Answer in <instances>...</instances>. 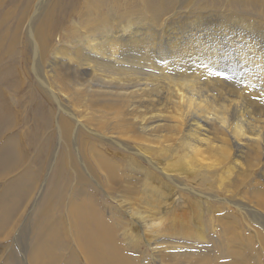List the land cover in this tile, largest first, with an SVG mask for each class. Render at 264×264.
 <instances>
[{
  "label": "bare ground",
  "instance_id": "bare-ground-1",
  "mask_svg": "<svg viewBox=\"0 0 264 264\" xmlns=\"http://www.w3.org/2000/svg\"><path fill=\"white\" fill-rule=\"evenodd\" d=\"M38 1L0 0V233L10 230L47 171L45 185L28 222L29 235L22 239L24 246L18 247L25 253L31 246V264H264V236L260 231L264 229H259L256 219H249L251 210L245 202L231 201L235 205L230 207L227 203V209L217 203L207 207L200 197L194 199L182 194L183 191L172 190V182L177 183L180 174L199 179L201 186L212 187L215 183V188L226 187L227 179L232 182L241 179L246 184L250 180L249 172L253 171L252 175L258 179L264 176V49L255 48L259 41L249 40L251 36L246 37L248 41L242 38L244 51L237 57L226 54L241 62L242 72L239 84L226 83L217 69L214 71L220 52L203 45L206 37L219 34L208 32L210 27L197 28L193 42L199 43L174 42L178 45H173L174 40H169V50L177 49L176 56H172L179 64L174 67H180L176 73L170 66H162L150 50L153 44H159V49L163 47L157 42L155 27L161 14L167 9L172 11L178 0H138L142 9L131 7L134 10L127 11L133 20L154 24L150 25L154 31H148L150 27L141 29L139 21L131 23L129 18L121 20L120 25L123 9L114 0H92L88 8L93 16L98 14L94 20L100 21L99 26L120 25L116 33L107 34L106 37L112 38L103 42L96 36H82L84 43L102 60L105 69L97 70L103 73L110 62L125 61L127 56L118 51L124 44L136 50L132 58L128 55L130 61L159 70L156 69L158 74L141 78L119 66L115 79H124L123 87L118 91H97L85 101L89 107L87 114L74 112L66 119L62 114L55 115L52 104L61 113L59 94L71 98L66 92L74 84L55 59L66 58L90 69L100 63L97 57H81L79 50L71 52L69 48L59 47L62 42L69 43L71 35H77L75 22L71 21L76 0H48L36 14ZM243 1L224 0L222 4L248 3L264 12V0ZM125 7L130 6L126 3ZM169 21L166 22L169 27H165L171 31ZM207 21L211 24L213 20ZM228 31L225 27L219 33L226 36ZM58 36L60 44L56 42ZM164 51H160L161 57ZM31 53L32 62L36 56L41 63L37 79L47 84L53 103L26 76ZM189 64L194 66L189 69ZM143 66H139L141 71ZM103 144L118 158L108 156ZM167 161L170 163L165 165ZM81 163L94 183L103 189L101 192L112 196L113 202L119 206L129 202L127 206L134 221L126 223L124 216L118 215V207L100 209L97 196L87 190L91 187L87 176L78 171L77 164ZM140 171L144 172V181L131 178L130 175ZM98 172L104 181L97 179ZM133 179L143 181L144 185L138 186L139 182ZM258 179L253 187L248 185L251 188L245 185V190H252V199H245L253 204L254 212L264 214V181ZM133 193L143 201L139 205L146 207L145 210L140 207L144 211L138 205L133 206L138 201L131 203ZM218 194L216 197L222 195ZM236 209L245 219L246 230L237 227ZM118 235L127 245L119 241ZM161 238L174 247L183 239L195 243L183 240L182 243L189 245L185 252L169 254L166 248L170 245H163ZM145 241L150 242L149 248L144 249ZM68 244L70 249L65 252ZM134 252L151 257L152 262H145Z\"/></svg>",
  "mask_w": 264,
  "mask_h": 264
},
{
  "label": "rangeland",
  "instance_id": "rangeland-1",
  "mask_svg": "<svg viewBox=\"0 0 264 264\" xmlns=\"http://www.w3.org/2000/svg\"><path fill=\"white\" fill-rule=\"evenodd\" d=\"M223 1L224 0H178L177 3L175 4V7L172 9V11H169L167 9L163 14H161V18H160L159 22L157 23L158 27H155V33L157 32L156 35H155V37L157 38V42H160V43L163 44V47L159 49V44H155L158 48L153 44L152 47H154V48H152L150 50L151 53L153 54V56L156 58V60L158 62L160 61L159 63L162 66H170V69L171 70H175L176 73L180 72V67L175 68L176 66L179 65L178 63H175L176 58L173 59V57H172L174 55L176 56L175 53H176L177 49H176V51H175V49H174V51H172V49L169 50V45H168L169 40L170 39L174 40V41H172V44L173 45H178V44H180L182 42L192 43L197 38L196 37L197 36V33L196 32H198L197 31V28L204 29V27L205 28L210 27V31H208V32H211L213 35H217V34H219V35L216 36V37H210V36L206 37L207 38V42H205L203 45H206L208 47L210 46L209 49L211 51H213V50L215 51L217 49V51L220 52V55H219L220 59L216 63V65H215L216 68H214V71H216V69H217L216 72L221 76L220 78L223 79L226 83L230 81L229 83H232V84L238 83L239 84V80L241 78V73H242V72H240V68H239V65L241 64V62L237 61L236 58L229 57L227 55H232V56L237 57L240 52L244 51L242 49V47L244 46L243 45V42L245 40H247V38L250 37V36H251L250 37L251 39L248 38L249 40H252V41L255 40L254 42H256V41L258 42L259 41L258 42L259 45L261 44V48H260L259 45H255V48L258 47L259 50H262L263 51V49H264L263 48L264 47L263 46V44H264V17H263L264 16V12L261 11L257 6H254V5H251V4H248V3L247 4H241V5H231L229 3L222 4ZM240 1L241 2H244L243 0H240ZM47 2H48V0H39L38 1V12L36 14H39V12L41 10H43V8L45 7V5H46ZM90 2H92V0H76L75 1V6H74V10L75 11H74L73 17L71 16V21L73 19V21L75 22L74 29L77 31V35H76V37H75V35H71L70 38L71 39L73 38V39L72 40L70 39L69 40L70 41L69 43H65V42H62L61 43L60 42L61 38L59 37L60 36L59 35L56 38V42L58 44L61 43L59 45V47L63 46L64 48H69L71 50V52H74V51L79 50V54H80L81 57H89V56L97 57L98 62L100 63L102 61L101 58L98 57V56H96V54L92 52V50L88 47V45L86 43H84V41L82 40V36H85V35L96 36L99 39H101V42H103L107 38H112V37H106V36H107V34H111L112 35V34L116 33V31H117L116 29L120 28V25L123 24V22L121 20L126 19V18H129V19H131V23H133L134 21H139L138 19L133 20L132 17L129 15V13L127 11L134 10V9H131V7L135 8V9L137 8L138 10L139 9H142L140 7L142 5L139 3L138 0H114L113 3H116L118 6H120L123 9V11H122V14L120 15L119 20H118L119 21V24H120L119 27H115V26L112 27V26H99L100 21L97 22V20H94L95 17H98V14H96V15L93 16L92 15V12L88 8V4ZM126 3L130 7H125ZM202 5L205 6L203 9L201 8ZM138 10H135V11H138ZM103 11H104V9H103ZM31 16H32V14H31ZM169 17H170V19H169ZM36 18H37V16H35L33 18V22H32L33 24L35 23L34 21H35ZM209 18L211 20H213L212 21L213 24L212 23L211 24L210 23H207L208 22L207 20ZM167 21L171 22L170 23V26H171L170 28H173V29H171V31H170V29L167 28V27H169L168 26V23H166ZM221 21H223V22L221 23ZM97 24H98L99 27L97 26ZM161 24H164V26L161 25ZM192 24H195V25H193V27H192ZM199 24H203V25L200 26ZM221 24H222V26H221ZM150 25H148V23H146L145 20L139 21V23H138V26H140L141 29L142 28L143 29H145V28L148 29L150 27ZM152 25H154V24H152ZM165 26H167V27H165ZM194 26H200V27H194ZM187 27L188 28L189 27L193 28L192 30H194V31H192L190 28L188 29ZM223 27L224 28L226 27V29L229 30L228 31L229 34L226 33V36H222L219 33L220 29L224 30ZM178 28H180V29H178ZM72 29H73V27H72ZM241 29H242L243 32L241 31ZM149 30L154 31V27L152 29L150 27L148 29V31ZM173 30H176V33ZM162 32L165 33V34H162ZM180 32H181V34H180ZM244 32H246V33H244ZM64 33L65 32H64V30L62 28V35ZM169 33L172 35L171 37H169L170 36ZM173 33H174V35L177 38L173 35ZM240 33L243 36L244 35H246V36L243 37L242 35H240ZM78 35H79V37H77ZM165 35L167 37H165ZM194 35H196V36L194 37ZM62 37H64V36H62ZM80 38H81V40H80ZM242 38L245 39V40H243ZM231 39H233V41ZM25 40H26V37L24 36V38L22 40L23 44L26 43ZM235 41L236 42L238 41V42L235 43ZM240 41H242V42H240ZM174 42H176V43L178 42V44H175ZM193 43L194 44L195 43H199V41H196V42H193ZM258 43H256V44H258ZM232 44H233V46H232ZM124 45L121 46V47H119L118 48V51L121 50L120 52H122V53H120V54H122V55L124 54L123 56H125V57L127 56V58H126L127 60L125 59V61H118V62H115V63L110 62V64L107 66L108 70L107 71H104L103 73H101V72H99L97 70L100 67L104 68L101 63H100V65H96L95 68L90 69L88 67H83L81 65H78L77 63H75L73 61H69L66 58L64 60H62L61 58L55 59V62L58 64V67L62 70V73H64L65 75H67L71 79L72 84H74V86L70 89V91H67L66 92L67 94L69 93V94L72 95L71 98H67L63 94H59L60 102H61L62 107H63L61 113H59V111L57 109V106L54 105V104H52L53 107H54V111L56 113L55 115L62 114L66 119H70L69 114H72L74 112H80V113H83V114H87L89 112V107H87V104H86L85 101H86V99L90 98L91 95L93 96L97 91H100V90H102V91H106V90L107 91H111V90L118 91L117 89L120 90L121 87H123V85L125 83V80L122 79L121 77H118V78H120L119 80L118 79H115V78H117V76H115V75L118 74V71L120 69L119 66H121L122 68H125L126 67V69H129L130 72H134L135 73L134 74L135 77H141V78H143L145 76L144 78H146V77L149 76V74H154V73L155 74H158V71L156 69L159 70V68L154 67L155 69H153L152 67L148 66L146 63H141L142 66L144 65L143 66V70L144 71H141L142 68L139 67V66H141L140 63L137 64L136 62L130 61L131 58L133 56H135L136 50H132V48H130L129 45H126L127 47L124 46ZM212 47H214V48H212ZM222 47H223V49H222ZM224 48L226 49V52H225V49ZM164 50H166V51H164ZM125 51H127L128 53L125 52ZM160 51H164V56L163 57H161V55H163V54L160 53ZM128 55H130L131 58H129ZM167 59H168V61H167ZM171 59H172V61H171ZM122 62L124 63L123 65H121ZM129 62H131V63H129ZM189 66L190 67L191 66L193 67L194 64H192V65L189 64L188 65V68H189ZM29 67H30V69L26 68V71H27L26 72L27 73L26 76L31 79L30 82H32V84L47 99V101L52 102V100L49 98V95H48V89H47L48 86H47V84L46 85L45 84H42L37 79V74H40V72H41V63H40L39 59L36 56L33 57V62H32V53H31V57H30ZM147 67H149V68H147ZM172 68H175V69H172ZM191 68H189V69H191ZM48 70H50V69H48ZM136 71H137V73H136ZM141 72H143L145 74H143ZM150 72H152V73H150ZM193 73L194 72L192 71L190 74H193ZM50 75H52V73H50L49 76ZM113 76H115V77H113ZM224 76H225V78H224ZM226 78L228 79V81H226L227 80ZM25 79H26V81L28 80L27 78H25ZM41 85H43V87ZM95 114H98V113H95ZM107 116H109V115H107ZM86 117H89V115L86 116ZM108 118L111 119L112 117H108ZM104 120H106V119H104ZM86 123H87V120H86ZM129 123H131V122H129ZM55 126L56 125L54 124L53 127H55ZM102 148H103V151L105 149V152L107 153L108 156H110V155L114 156L115 155V154H113L114 152H112V150L110 148H109V151H108V148H107V145L106 144H103ZM165 148L166 149H170L169 146H167ZM114 157L115 158H118L116 156H114ZM169 161L165 162V165H166V163H170ZM119 162L120 163H123V160L122 161H119ZM77 167H78V171L82 175L87 176L86 179L89 180V184L88 185L91 186V187L89 186L90 187L89 189L87 187V190H89L90 192L92 190V192L95 195V197L97 196L96 197V200L98 201V203L101 204V205L99 204L101 210L107 211V207L108 206L109 207H111V206L118 207V209L120 210V212H119L118 215L122 214L124 216V220H125L126 223L129 222L130 220L131 221H134V219L132 217V214L129 213V209H128L129 208L128 207L129 205L127 206V203L129 204L128 201H125L126 203L123 204V206L126 205L125 206L126 208L123 207L122 205L121 206L117 205L116 202H113L114 200H113L112 196H109V195L104 194L103 191H102L103 193L101 192V190H103V189H101L98 184L94 183L95 182V181H93L94 179H92L89 176V174L84 170V168L82 166V163L81 164H77ZM151 170L154 173H157L156 171H154V169L151 168ZM125 172L127 173V171H125ZM142 172L140 171L137 174H135V176H133L134 174H132L130 176H131V178H138V180L141 179V180L144 181V179H145L143 177V173L144 172L143 173ZM46 173H47V171L44 173V176L41 177V180L38 182L37 187L34 190V192L32 193L30 200L27 201V203L25 204V206L23 208V211H22L21 215L16 219L15 223L12 225V227L10 228V230H7L6 233H4V232L3 233H0V264H31V261L29 259V249L31 248V246L28 247V249L25 251V253H27V254L21 252L18 247L20 245H23L24 246V244H23L24 242H22L24 240H22V239H24V235L25 236L27 235L26 237H28V235H29L30 228L28 230V227H27V226H29V223L28 222H29V219H30V217L32 215V212L34 210V206L36 205V202H37V200L39 198L40 192H41V190L43 189V187L45 185V182H46L45 181V178H47L46 175H45ZM122 173H124V172H122ZM249 173H250L249 179L251 180V181L250 180L249 181L251 183L248 181L249 183L247 182L246 184H242L241 183V181H242L241 179H239V181L237 180L236 182H232L230 179H227L230 183L227 180H225V183H226L225 186L226 187H222V188H217V187L215 188L214 187V186H216L215 183H213L212 187H206V185H202L201 186L199 179H196L195 178L199 182V184H198V183H196L197 181L194 178H192L191 176H188L186 174H180L179 173L180 175L179 174L178 175L180 176V178H182L184 176L182 178L183 181L180 178H178V180H177L178 182L177 183H175L176 181H173L172 182V190L180 191L181 193L183 191L182 194H184V195H187L188 194V195H190L193 198L194 197H200L202 203L205 206H207V204H208V206H211V205L217 203L216 205L220 204L218 206H220V207H223L224 206L223 208L227 209L228 208L226 206L227 203H228L227 204L228 206L234 207L233 205H235V204L232 203L231 201H235V202H237L239 204H241L242 202H245L247 204V206H248L246 208L249 209V210H251V211H249V215H250L249 219H251V220L256 219L255 222H256L257 226L259 227V229H264V214H260L258 212H254L253 211V209H252V205L253 204L250 203V200L252 199V197H251V191L252 190H245L246 189V186L245 185L248 186L249 184H251V186L253 187V185L255 184V182H257L256 180L258 179V177H254V175H252V173L254 174V171L253 172H249ZM97 174L99 176V178L97 177V179H100L101 178L100 180H102L103 178L101 177V173L98 172ZM130 176H128V177H130ZM140 176L142 178H139ZM260 178L262 179V181H264V176L259 177L258 180H260ZM190 179H194V180H190ZM252 179H253V181H252ZM120 180H121V182H124L125 179L123 178V179H120ZM133 180H134L135 183L136 182H139V184L137 183L138 186L144 185V182L143 181H138L137 179H133ZM179 180H181V181H179ZM103 181H104V179H103ZM142 182H143V184H142ZM182 183L183 184L185 183L184 184L185 187L183 186ZM194 183H195V186H194ZM249 186H248V188H251ZM95 188H97V191H96ZM131 188H135V187H131ZM119 189L124 190V187L122 186L120 188V186H119ZM195 189L198 190V191L196 192ZM211 189H212V191H211ZM194 190H195V192H194ZM206 190H208V191H206ZM199 191L200 192L202 191L201 194L199 193ZM248 191H249V194L250 195H248V193L246 194V192H248ZM204 192H205V194H204ZM218 193H220L222 195L224 194V196L221 195V196L216 197L217 195H219ZM208 194H210V195L208 196ZM243 194H244V196H243ZM133 195H134V193L132 194V196ZM198 195H200V196H198ZM226 195L227 196L230 195V197L229 196L227 197ZM136 198H137L136 196L135 197H130V199H132V200L135 199V201L133 200V202L131 200V203H136L138 201L136 204H133V206H137L138 205L137 208H139L141 210L140 207H142V208L144 207L143 209L145 210L146 209L145 206L139 205V202L141 204L143 201L141 202V201H139L140 199H136ZM245 198L250 199V200L247 201ZM130 199H129V201H130ZM205 200L206 201L208 200V201L206 203H204ZM226 200H229V201H226ZM219 201L220 202L222 201V202L221 203H218ZM131 203H130V205L132 206ZM249 204H251V206ZM125 209H127L128 211L125 210ZM144 210H141V211H144ZM235 214H236V216H238V221H239V224H240V225L238 224L237 227L240 230H243V229L246 230V228H247L246 227V222H245V219H243V216H241V214L237 211V209L235 211ZM243 220H244V222H242ZM253 223H254V221H253ZM22 231L23 232L25 231L24 234H22ZM260 231L262 232V234L264 236V230H260ZM253 236H254V233H253ZM18 237H20V238H18ZM120 237H121V235H118L117 236V238L119 239V241H121V242H123V243H125L127 245V243L123 240V238L122 237L120 238ZM176 239L179 240V241L181 240L179 238H176ZM183 240L185 242L186 241H191V242L193 241V240H188V239H183ZM183 240H181L179 244L177 243L178 246L176 244L175 247L174 246H171V244L165 238L164 239L161 238L160 241L161 242L162 241L165 242V243H163V245H168V246L170 245L169 247H167L168 249L166 248V251L168 250L167 253H169V254H175V253L176 254H178V253L182 254V253L185 252V248L187 246H189V245H186L185 243H182ZM193 243H195V241H193ZM255 243H257V240H255ZM15 244H17V246ZM149 244H150V242L149 243L146 242L145 245H144V249L149 248V246H148ZM170 247H171V249H170ZM69 249H70V247H69V244H68L65 252H68ZM169 249H170V252H169ZM134 254L135 255L137 254V256L140 255L139 257L142 258V260H145V262H147V263H151L152 262L151 257H147V256H144V254H140V253H136V252H134Z\"/></svg>",
  "mask_w": 264,
  "mask_h": 264
}]
</instances>
